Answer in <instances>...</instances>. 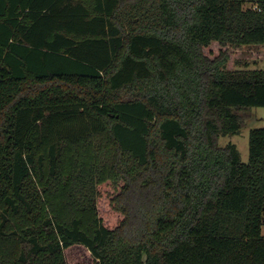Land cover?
<instances>
[{"label":"trees","instance_id":"obj_1","mask_svg":"<svg viewBox=\"0 0 264 264\" xmlns=\"http://www.w3.org/2000/svg\"><path fill=\"white\" fill-rule=\"evenodd\" d=\"M257 8H253V3ZM264 0H0V264H264Z\"/></svg>","mask_w":264,"mask_h":264},{"label":"rangeland","instance_id":"obj_2","mask_svg":"<svg viewBox=\"0 0 264 264\" xmlns=\"http://www.w3.org/2000/svg\"><path fill=\"white\" fill-rule=\"evenodd\" d=\"M247 64L249 68L264 69V43L260 45L242 46L238 49L230 50V59L228 67L243 68ZM250 117L245 125L235 134H226L219 136V144H234L239 150L242 162L249 159L248 138L252 129L264 128V106H254L249 108ZM261 233L264 235V225L261 227ZM68 264H92L93 259L90 254L82 247H74L66 254Z\"/></svg>","mask_w":264,"mask_h":264},{"label":"built area","instance_id":"obj_3","mask_svg":"<svg viewBox=\"0 0 264 264\" xmlns=\"http://www.w3.org/2000/svg\"><path fill=\"white\" fill-rule=\"evenodd\" d=\"M252 6H253V8H257V3L254 2Z\"/></svg>","mask_w":264,"mask_h":264}]
</instances>
